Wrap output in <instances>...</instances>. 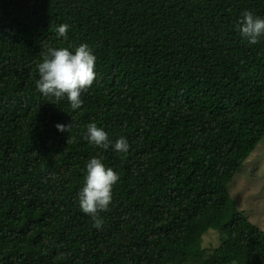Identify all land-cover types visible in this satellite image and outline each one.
Returning a JSON list of instances; mask_svg holds the SVG:
<instances>
[{
	"label": "trees",
	"instance_id": "1",
	"mask_svg": "<svg viewBox=\"0 0 264 264\" xmlns=\"http://www.w3.org/2000/svg\"><path fill=\"white\" fill-rule=\"evenodd\" d=\"M245 10L264 18V0H0V264H264L229 193L264 138V37L240 35ZM81 44L97 75L72 110L37 90V65ZM93 157L119 175L100 229L78 195Z\"/></svg>",
	"mask_w": 264,
	"mask_h": 264
},
{
	"label": "clouds",
	"instance_id": "2",
	"mask_svg": "<svg viewBox=\"0 0 264 264\" xmlns=\"http://www.w3.org/2000/svg\"><path fill=\"white\" fill-rule=\"evenodd\" d=\"M68 29V24H60L56 29L57 36L67 40ZM237 29L250 45L258 44L260 38L264 37V18L245 10ZM42 55V62L37 65V90L45 97L54 98L56 103L66 98L72 110L80 109L83 105L81 94L88 91L96 80V56L92 49L88 44H81L74 51L69 48L48 47ZM55 127L60 132H70L73 124L58 123ZM84 139L105 150L111 143L108 133L95 123L87 126ZM129 148L130 145L124 137L114 143L117 153H127ZM118 181L119 175L113 169L106 168L101 158L93 157L87 163L85 184L78 194L79 204L82 212L92 218L93 226L97 229L103 226L100 213L109 211L113 187Z\"/></svg>",
	"mask_w": 264,
	"mask_h": 264
},
{
	"label": "rangeland",
	"instance_id": "3",
	"mask_svg": "<svg viewBox=\"0 0 264 264\" xmlns=\"http://www.w3.org/2000/svg\"><path fill=\"white\" fill-rule=\"evenodd\" d=\"M231 209L243 212L264 231V138L229 184ZM209 243L218 244L211 232ZM206 245H209L206 241Z\"/></svg>",
	"mask_w": 264,
	"mask_h": 264
}]
</instances>
